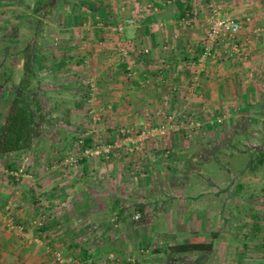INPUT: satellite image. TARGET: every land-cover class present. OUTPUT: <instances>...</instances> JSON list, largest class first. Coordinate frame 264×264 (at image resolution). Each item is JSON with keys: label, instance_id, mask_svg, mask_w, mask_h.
<instances>
[{"label": "crops", "instance_id": "0c3cea01", "mask_svg": "<svg viewBox=\"0 0 264 264\" xmlns=\"http://www.w3.org/2000/svg\"><path fill=\"white\" fill-rule=\"evenodd\" d=\"M150 2L52 0L42 6L38 0H0V61L14 63L12 54L3 59L1 50L15 46L14 34L21 28L29 32L28 46L36 43L41 61L35 82L57 103L51 105L57 113L69 119L45 125L29 151L8 154L0 162V264H58L55 251L71 260L66 264H128L129 258L135 264H264V205L253 208L247 221L232 212L226 223L231 236H225L224 212L218 208L225 199L222 177L206 180L214 211L196 214L195 205L178 236L173 231L154 240L147 233L158 202L187 196L199 203L198 196L182 191L184 184L197 185L201 163L228 157L223 145L232 141V130L253 134L262 127L264 0H161L157 13L149 9ZM213 5L242 24L244 53L225 55L199 72L196 62ZM128 19L135 25L120 36L114 27ZM50 37L56 41L50 45L53 57L47 49ZM121 39L130 44L126 57L118 50ZM144 48L150 50L147 57L141 54ZM11 72H0V128L14 98L13 87L3 84L7 73L14 80ZM81 105H90L106 121L83 122ZM165 114L175 118L165 138L141 144L134 137L109 160H84L74 169L57 165L60 148L69 155L76 152L85 128L95 132L97 126L113 144L119 130L156 127ZM225 114L230 134L217 122ZM59 133L65 139L58 140ZM259 134L240 141L255 146ZM166 153L171 157L165 161ZM20 170H32L34 179L17 181L11 172ZM263 188L264 181L255 192L246 188L231 201L237 208L264 204ZM10 218L24 231L10 227ZM36 219L44 220L42 228L35 226ZM189 243L210 244L212 250L174 258L167 251L170 245Z\"/></svg>", "mask_w": 264, "mask_h": 264}, {"label": "trees", "instance_id": "16d2710c", "mask_svg": "<svg viewBox=\"0 0 264 264\" xmlns=\"http://www.w3.org/2000/svg\"><path fill=\"white\" fill-rule=\"evenodd\" d=\"M51 1L38 0V4L42 6L50 5ZM35 45L36 43L32 42L29 44L30 48L28 46L19 52V54L23 55L29 54L19 67L22 73L19 81L14 82L13 77L9 75L12 72H9L3 82L5 86L10 84L13 87L14 98L10 112L0 128V162L8 154L29 151L34 141L42 135L45 125L60 119L65 122L69 120L66 113H61L60 116L59 114L57 115L55 106H51L57 103L53 104L54 99L43 93L35 82L37 73L41 69L39 52ZM1 51L5 55L4 57L8 56L6 50L5 53L3 50ZM261 117L264 119V113L261 114ZM236 135H240L238 138L239 142L234 145L231 141L228 152V158H235L236 162L232 163L231 160L227 162L225 171L226 173L228 172V176L229 172L239 174L236 182H231L233 183L232 187H234L232 190L233 196L237 197L238 194L246 192V188L250 190L253 188L257 189V186L262 185L264 181V122L260 133L261 139L255 146L240 141L242 136H244L245 141H250L253 137L252 133L249 134L244 129L235 128L232 131V140ZM92 145L93 140L88 138L85 147H91ZM211 250L212 245L204 243L174 244L167 248L173 258L182 254H195Z\"/></svg>", "mask_w": 264, "mask_h": 264}, {"label": "built area", "instance_id": "2783aa9c", "mask_svg": "<svg viewBox=\"0 0 264 264\" xmlns=\"http://www.w3.org/2000/svg\"><path fill=\"white\" fill-rule=\"evenodd\" d=\"M161 0H151L149 4V9L153 13L160 11L159 3ZM165 3H170V1H164ZM184 22L187 24V18L184 19ZM135 20L128 19L124 23L118 24L114 27V30L120 35L123 36L124 30L126 27L134 26ZM243 26L240 22L236 21L234 18L225 15L221 8L213 5L211 6V15H210V28L209 31L201 43V53L196 62V66L199 72L203 71L205 67L211 61H217L223 56L228 55L230 57L240 56L244 53V48L241 41V33ZM262 32L263 30L260 29ZM129 42L126 43L124 39H121L119 42V52L121 56L126 57L129 55ZM142 56L147 57L150 54L148 48H144L142 51ZM196 84V83H195ZM88 85L91 90L95 89V83L89 81ZM91 120L93 123H99L102 121L101 115L96 111H90ZM225 117L218 118V124L223 123ZM164 120L156 127H143V128H123L118 131V138L113 144H103V143H94L91 147H85L86 140L88 138H93V130L87 129L82 132L79 138L77 139V151L74 154L62 157L60 159L61 165L67 169L77 168L81 162L88 159H105L109 160L112 157H115L119 154L125 145L133 141L134 137L138 143H145L147 141H153L156 139L165 138L168 135L169 130L171 129L170 124L175 120L173 115L165 114ZM192 127L200 128V122H192ZM188 135V134H187ZM134 151L133 149L130 150ZM169 153H166L165 156L168 157ZM11 175L17 180L20 181L22 178L33 179L31 174L22 173L19 171H12ZM43 219V218H42ZM36 219L34 221L35 226L42 228L44 226V220ZM136 220L140 219L138 214L135 217ZM9 226L17 229L20 232L24 231L23 226H17L13 218L9 219ZM264 250V249H263ZM53 256L58 264L70 263L71 260L67 259L63 253L59 251L53 252ZM128 264H135L134 258L128 259Z\"/></svg>", "mask_w": 264, "mask_h": 264}, {"label": "rangeland", "instance_id": "374dc122", "mask_svg": "<svg viewBox=\"0 0 264 264\" xmlns=\"http://www.w3.org/2000/svg\"><path fill=\"white\" fill-rule=\"evenodd\" d=\"M30 3V2H29ZM56 6V3L52 4V7ZM39 8V7H38ZM29 32H26L23 30V28H21L20 31L15 32V39L16 42L12 44H14L15 46L10 47V49H8V51L6 50V54H12L13 58H14V63H11L7 60V58L5 59L6 61L2 62V59L0 61V72H11L13 71V75H14V82H18L19 79L21 78V69H19V67L23 64V60L27 58V56L29 54H19V52L23 51L25 48H27L26 46H28V42L29 40H31L32 38H29ZM39 38H36V41H40L38 40ZM55 38L54 37H50V39H48V43H47V49L49 52V56L53 57L54 51L52 52V48L50 47L53 46V44H55ZM30 44V43H29ZM30 48V47H29ZM5 53V51H4ZM29 53V52H28ZM5 55L1 54V57L4 59ZM1 83V82H0ZM91 105V104H90ZM90 105H88V107L86 105H81V120L85 123H87L88 125H92V120L90 119V110H92L93 108L90 107ZM90 107V109H89ZM86 108H87V112L89 113L88 115H83L86 114ZM97 110V109H95ZM59 114V116L61 115L60 113H57V115ZM222 118L225 117L223 120L222 124H219V126H222L224 128V125H229V121H228V117L227 114L222 115ZM60 118V117H58ZM102 118V122L106 121V118H104V116L101 115ZM61 120V119H60ZM90 120V121H89ZM84 124V123H82ZM260 127V126H259ZM218 131V127L216 128ZM226 130V134L227 132L230 134V129L224 128ZM50 130V129H49ZM55 128H53L51 130V137L55 138L54 136L56 135V133L58 131H54ZM87 129L85 128L83 130L86 131ZM92 130V129H91ZM95 132L93 138L96 140H94L93 142L97 143H103V144H110V142H108V139H104L105 137L107 138V136L104 137V135H102V132H97L98 128L97 126H95L94 128ZM222 130V129H221ZM253 130V129H251ZM257 132H253V134L255 133H261L262 132V127L258 128V129H254ZM76 133L78 134L80 131V128L75 130ZM233 131V130H232ZM73 133V132H72ZM224 135V134H223ZM232 135V133L230 134ZM260 135V134H259ZM188 136V135H187ZM239 136L240 135H236L235 138L232 140V144L234 143V145L239 142ZM65 139L64 134H57V139L61 140V139ZM258 143V141L256 142ZM94 144V143H93ZM239 145V144H238ZM229 142L228 145L227 143H225L223 145V150L225 152L229 151ZM240 146V145H239ZM240 148V147H239ZM60 156L65 157L69 155V152L66 151L65 148H60ZM71 152V151H70ZM68 153V154H67ZM76 152H72V154H74ZM165 157V161L167 159H170L171 156ZM236 162V160L230 159L227 156L224 157V159L221 160V162H214V161H207L206 163H201L199 166V173L200 176L198 177L197 181V185H194V188H187V183H185L184 185H186V188L182 189V191H184V193L188 196H198L199 197V203L195 204L194 202L190 201L187 199V196H185V199H182V201L180 199H171L168 200L167 203H165L166 201L163 202H158L160 204V208L159 211L157 212V214H155L156 218L154 220L151 221V224L149 227H147V233L152 236V238H154V240H157V238H159V236H162L165 233H172L174 231L175 235L178 236V234H180V229L182 226H184L183 220L184 218L188 217V215L190 214V209H192L193 207H195V205H198V211H196V214H200L202 212H204V210H210L212 209L213 211L215 210V202H214V198L211 194V188H210V184L206 181L209 180L211 178V176L213 175V179L215 177H217L218 179H220L221 177L224 179V196L225 199H223L221 202H218V208L220 209L222 206L223 212H224V220H225V225H224V235L225 236H231V229L230 224H226L227 221L229 222L231 220V213L233 212V214L235 215L236 212H239L240 217L244 220L247 221L248 218L252 217V212H253V208L259 207L262 208L264 204H250L249 207L248 204H240V206L237 208L235 207V205L238 206V204H233V202L231 201L233 193H232V185L233 183H231L232 181L236 182V178H237V174L236 173H230L229 172V176H228V172L226 173V169L225 166H227V162L229 161ZM58 167L65 168L64 166L61 165V161H58L57 163ZM54 166V165H53ZM67 169V168H66ZM229 169V168H227ZM22 173H26V174H31L33 176V179L35 177L32 170L28 171V170H20ZM32 179V180H33ZM197 180V179H196ZM195 180V181H196ZM206 181L204 184L203 182ZM202 183V184H200ZM199 185V186H198ZM258 187V186H257ZM260 187V185H259ZM203 190V191H202ZM252 190L256 191V188H253ZM257 195H262L261 192L257 193ZM165 204H168L169 207L167 208L165 206ZM164 206L167 210L164 209ZM187 206L190 207L189 211L187 210ZM168 213H165V211ZM252 210V211H251ZM194 211V210H193ZM138 215V214H137ZM136 215V216H137ZM141 219V218H140ZM139 219V220H140ZM138 221V220H137ZM147 221V220H146ZM148 221H150L148 219ZM73 264V263H72Z\"/></svg>", "mask_w": 264, "mask_h": 264}]
</instances>
